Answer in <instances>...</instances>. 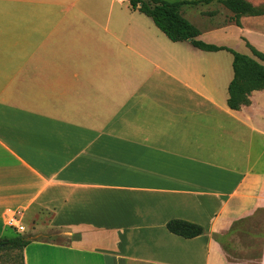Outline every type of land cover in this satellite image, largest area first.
Wrapping results in <instances>:
<instances>
[{
    "label": "crops",
    "instance_id": "obj_1",
    "mask_svg": "<svg viewBox=\"0 0 264 264\" xmlns=\"http://www.w3.org/2000/svg\"><path fill=\"white\" fill-rule=\"evenodd\" d=\"M246 1L259 14L240 27L216 1L181 14L255 59L264 0ZM233 61L172 42L129 0H0V239L18 214L32 240L0 264H264V226L258 255L225 247L264 211V90L230 109Z\"/></svg>",
    "mask_w": 264,
    "mask_h": 264
},
{
    "label": "trees",
    "instance_id": "obj_2",
    "mask_svg": "<svg viewBox=\"0 0 264 264\" xmlns=\"http://www.w3.org/2000/svg\"><path fill=\"white\" fill-rule=\"evenodd\" d=\"M215 1L233 13L230 21L239 27L241 26L240 20L243 16L259 14V11L254 9L246 0H204L192 2L129 0L132 10H138L151 18L155 26L172 42L189 41L194 47L203 51L217 52L226 50L233 54L234 78L228 90V105L230 109L239 111L242 107L250 104L249 98L253 92L264 90V65L262 64L264 63V54L251 46L247 41L246 45L255 59L227 47H218L197 40L200 31L182 16L181 9L183 6H198L200 4H210ZM167 229L172 234L185 239H193L204 234L203 227L181 220L170 221L167 224ZM31 242V239L20 234L11 239H0V252L12 249H24ZM227 250L231 252L228 248Z\"/></svg>",
    "mask_w": 264,
    "mask_h": 264
},
{
    "label": "rangeland",
    "instance_id": "obj_3",
    "mask_svg": "<svg viewBox=\"0 0 264 264\" xmlns=\"http://www.w3.org/2000/svg\"><path fill=\"white\" fill-rule=\"evenodd\" d=\"M228 20L230 19H227L226 21ZM197 26L200 27V23H197ZM263 226L264 211H261L252 219L238 225L235 229L234 236L230 240L226 239V247L232 254L238 257L248 258L258 255L262 247V237L260 236V233L263 230ZM8 231L9 234H13L11 230Z\"/></svg>",
    "mask_w": 264,
    "mask_h": 264
},
{
    "label": "built area",
    "instance_id": "obj_4",
    "mask_svg": "<svg viewBox=\"0 0 264 264\" xmlns=\"http://www.w3.org/2000/svg\"><path fill=\"white\" fill-rule=\"evenodd\" d=\"M18 214H13L8 216L7 225L14 229L18 234H22L25 232V227L21 223V219H19Z\"/></svg>",
    "mask_w": 264,
    "mask_h": 264
}]
</instances>
